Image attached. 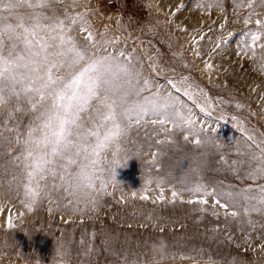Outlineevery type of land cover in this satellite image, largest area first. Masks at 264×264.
Returning a JSON list of instances; mask_svg holds the SVG:
<instances>
[{
	"label": "rangeland",
	"instance_id": "374dc122",
	"mask_svg": "<svg viewBox=\"0 0 264 264\" xmlns=\"http://www.w3.org/2000/svg\"><path fill=\"white\" fill-rule=\"evenodd\" d=\"M108 1L50 0L48 8H30L20 0L2 14L11 23L37 12L82 17L94 45L80 20L71 35L88 55L123 52L151 92L171 95L169 120L178 126L153 123L163 117L151 113L133 120L101 154L102 167L115 170L114 181L102 173L104 190L97 182L86 197L69 195L49 176L29 210L15 137L34 114L9 118L10 105L0 107V264H264V174H253V156L264 149V36L255 55L246 47L248 33L264 31L255 24L264 21V0H252L251 8L249 0ZM175 108L196 121L191 134L172 115ZM197 182L217 193L205 205L188 203L201 198L190 191Z\"/></svg>",
	"mask_w": 264,
	"mask_h": 264
},
{
	"label": "snow or ice",
	"instance_id": "6c2138e0",
	"mask_svg": "<svg viewBox=\"0 0 264 264\" xmlns=\"http://www.w3.org/2000/svg\"><path fill=\"white\" fill-rule=\"evenodd\" d=\"M19 2L0 0V107L10 105L6 113L9 118L24 111L34 114L26 132L20 134L16 130L15 137L20 148L15 159L23 160L26 176L25 206L31 210L39 199L41 181L49 176L59 178L60 187L69 195L81 189L96 190L97 182L99 190H104L108 180L102 173L110 171L114 181L115 170L102 167L101 154L117 144L133 120L139 123L151 113L163 117L153 123L178 125L169 120L168 110L174 108L171 95L162 96L159 90L151 92L149 81L139 79L130 60L121 59L123 52L119 56L88 55L87 49L71 35L80 20L81 32L94 45L93 33L83 27L82 17L52 19L37 12L27 21L17 18V23H11L9 16L2 13H11ZM49 6L50 0H35V3L28 0L30 8ZM248 7H252V0ZM44 20L52 22L43 23ZM255 24L258 29H264V21L257 19ZM247 35L251 42L246 47L255 55L264 31ZM259 47L264 48V44ZM145 92L150 94L144 95ZM201 111H205L203 106ZM85 113L89 114L88 127L81 122ZM172 115L188 127L189 134L195 131L196 121L191 113L185 115L175 108ZM194 142L200 145L203 141L197 137ZM253 159L258 161L253 174H264V149ZM190 191L201 198L188 203L205 205L208 197L217 195L199 182ZM260 192L258 203L264 206V186ZM177 195L176 191L172 192L173 198ZM92 202L95 203L94 198ZM216 203L220 204L219 199ZM220 206L228 208L227 204ZM230 214L235 217L238 212ZM9 227H13L11 219Z\"/></svg>",
	"mask_w": 264,
	"mask_h": 264
},
{
	"label": "clouds",
	"instance_id": "9594fccd",
	"mask_svg": "<svg viewBox=\"0 0 264 264\" xmlns=\"http://www.w3.org/2000/svg\"><path fill=\"white\" fill-rule=\"evenodd\" d=\"M41 191H43V190L41 189ZM76 194H78L80 196H84V197L89 195V193H88V191L86 189H81L78 192L74 193V195H76Z\"/></svg>",
	"mask_w": 264,
	"mask_h": 264
},
{
	"label": "built area",
	"instance_id": "2783aa9c",
	"mask_svg": "<svg viewBox=\"0 0 264 264\" xmlns=\"http://www.w3.org/2000/svg\"><path fill=\"white\" fill-rule=\"evenodd\" d=\"M112 3H113V0H109V1H108V4H112Z\"/></svg>",
	"mask_w": 264,
	"mask_h": 264
}]
</instances>
